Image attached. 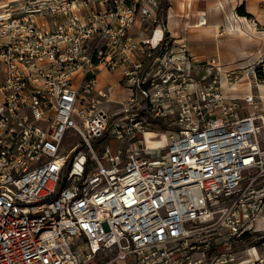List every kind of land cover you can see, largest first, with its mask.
<instances>
[{
  "label": "built area",
  "instance_id": "1",
  "mask_svg": "<svg viewBox=\"0 0 264 264\" xmlns=\"http://www.w3.org/2000/svg\"><path fill=\"white\" fill-rule=\"evenodd\" d=\"M162 1L0 4V264L264 261V114H240L264 96L225 95ZM251 72L264 82V59Z\"/></svg>",
  "mask_w": 264,
  "mask_h": 264
},
{
  "label": "rangeland",
  "instance_id": "2",
  "mask_svg": "<svg viewBox=\"0 0 264 264\" xmlns=\"http://www.w3.org/2000/svg\"><path fill=\"white\" fill-rule=\"evenodd\" d=\"M9 0H0V4L8 3ZM196 0H189L186 2L185 11H181L179 8V0H171L169 2L165 1V7H164V13H163V20H159L160 23L165 24L167 35H173L177 34L174 38L177 40L180 39H186L188 50L190 53L194 54V57L196 60L200 61L202 65H205L206 62H211V60L214 61V65H217L221 70L224 72H235L237 74V80L234 82V86H236L235 89L229 90L227 93L224 94L230 97H237L242 96L246 93H251L256 97V100H259V97L264 96V82L262 81L263 76L261 75L259 78L258 73L254 77L252 74V67H254V64H256V58L264 59V31L262 30L264 25L258 24L256 22V26L252 24L247 17L240 16L236 11L238 8L237 4L239 0H202L201 2L206 3V8L214 7L207 11V21H212L216 19L221 20H227V21H236L237 16L240 18H244L246 22L244 23H238L241 24V29L244 33V35H235L236 33H233V31L230 29L229 31H226L225 36L223 35L220 37V31L217 28L215 30L206 31L204 28H193L190 27L188 29H184L183 25L181 28V21H185V23L191 20L189 25H193L194 23L198 24L197 18H196V10L193 4ZM223 4L224 10L225 5H228V10H224L221 12V14L216 15L215 18L216 9L215 6L217 3ZM248 5H251L252 3L254 5H260L258 9H262L264 5V0H247ZM251 3V4H250ZM12 5H17V3H13ZM193 7H192V6ZM215 5V6H214ZM191 7V8H190ZM168 15H166L167 10ZM172 9V10H171ZM193 11V13L190 12V10ZM197 9H204L202 5L197 6ZM264 9V8H263ZM183 10V9H182ZM195 11V12H194ZM173 13V18H172ZM178 13V14H177ZM176 14L178 16H176ZM262 15H264V12H261ZM191 18V19H190ZM173 21L178 22L179 25H174ZM190 19V20H189ZM254 19V18H253ZM210 23V22H209ZM222 23V22H220ZM234 23V22H233ZM248 23L251 25V27L246 29L245 24ZM258 24V25H257ZM230 25L228 24V27ZM152 27L148 24H143L140 29L138 30L137 26H133L131 31L135 34L134 37H137L138 39H144L148 38L150 35ZM224 30V28H222ZM182 32V34H181ZM189 32V33H188ZM224 32V31H223ZM187 33L189 36H187ZM181 36H178L180 35ZM189 42H188V40ZM243 47L244 50L247 51H257L260 52L258 54H253L252 56L246 55L244 57L235 58L236 54L234 53V50L238 47ZM221 49V50H220ZM198 54H204V56H199ZM207 56V57H205ZM250 56V57H249ZM223 66V67H222ZM213 72V71H212ZM109 76V75H107ZM113 80L116 79L113 75H111ZM105 77H103L104 79ZM109 79V78H105ZM223 87H226V83L222 82ZM258 85H262L260 88ZM127 97V92L124 90H118L117 93H115L111 98L113 101L111 103H108L106 105L107 111L109 113L116 112L120 105L117 103V101H124ZM261 110H256L252 107H246L242 109L240 112L241 115L244 114H251L255 113L257 114L262 113L264 114V104L261 106ZM67 136H71L73 139H77L76 135L73 133L68 134ZM110 146L112 149V153L114 154L116 151V143L110 142ZM70 149V145L66 146V151ZM73 153L69 154V160L71 159ZM214 254H208V258L210 259Z\"/></svg>",
  "mask_w": 264,
  "mask_h": 264
},
{
  "label": "crops",
  "instance_id": "3",
  "mask_svg": "<svg viewBox=\"0 0 264 264\" xmlns=\"http://www.w3.org/2000/svg\"><path fill=\"white\" fill-rule=\"evenodd\" d=\"M171 1V0H170ZM175 1H177V0H175ZM202 0H196L195 1V3L193 4V6H196L195 7V9L194 10H196V18H197V20H199V15H198V13L199 12H206L207 13V11L208 10H210V9H212V8H214L213 6L212 7H210V8H206L205 6H206V3L205 2H201ZM234 1V0H233ZM11 2V1H10ZM251 4V3H250ZM199 5H202L203 7H204V9H197V6H199ZM240 5H244V11H245V13L246 14H248V16H247V18H254V20L256 21V22H258V24H261V25H264V15H262L261 14V12H264V5H263V8L261 9H258L259 7H260V5H254L253 3L251 4V5H248V3H247V0H239V2H238V4H237V7H239ZM192 6V5H191ZM192 6V7H193ZM215 6V5H214ZM216 7V6H215ZM191 8V7H190ZM216 9V8H215ZM237 9V8H236ZM172 10V9H171ZM190 10V9H189ZM225 10H228V5L226 4L225 5ZM225 10H224V12H225ZM185 11V10H184ZM216 11H218V12H216V14H215V18L217 17L216 15H219V14H221V12L222 11H219V9H216ZM190 12L191 13H193V11H191L190 10ZM195 12V11H194ZM178 14V13H177ZM176 14V16H178ZM172 18H173V13H172ZM211 16V15H210ZM210 16H207V14H206V17H205V20H206V24L204 25V26H201V27H203L204 28V30H208V31H211V30H215V28H217L218 27V29H219V31H220V37H222L223 35L225 36L227 33H226V31H229L230 29L233 31V33H236L235 35H244V33H243V31H242V29H241V24L240 25H238V27H235V24H236V22L237 21H233V22H231V21H227V20H221V19H216V20H213L212 19V21H207V17H210ZM242 17H244V16H242ZM191 19V18H190ZM189 19V20H190ZM172 22H173V24L174 25H179V23L178 22H175V21H173V19H172ZM190 22H191V20L190 21H188V23L186 22L185 23V21L183 20V21H181V28H182V25H183V28L184 29H188V28H190V27H193V28H201V27H199V26H196L197 25V23H194L193 25H189L190 24ZM220 22H222V23H220ZM240 23H244V22H240ZM228 24L230 25L229 27H228ZM257 24V25H258ZM245 26H246V29L248 28H250L251 27V25H247V24H245ZM222 28H224V30H222ZM235 28V29H234ZM241 30V31H240ZM224 31V32H223ZM189 33V32H188ZM188 33H187V36H189L188 35ZM181 34H182V32H181ZM181 34L180 35H178V36H181ZM175 34H173L172 36L173 37H175L174 36ZM228 35V34H227ZM188 40V39H187ZM188 42H189V40H188ZM221 50V49H220ZM260 51L259 50H257V51H247V50H244L243 49V47H238V48H236L235 50H234V53L236 54V56H235V58L237 57V58H239V57H244V56H246V55H250V56H252L253 54H258ZM193 56H194V54L193 53H191ZM199 56H204V54H198ZM249 56V57H250ZM205 57H207V56H205ZM102 77H105V78H112V76H107V74H104V75H102ZM263 256H264V254H263ZM261 264H264V261L261 263Z\"/></svg>",
  "mask_w": 264,
  "mask_h": 264
},
{
  "label": "bare ground",
  "instance_id": "4",
  "mask_svg": "<svg viewBox=\"0 0 264 264\" xmlns=\"http://www.w3.org/2000/svg\"><path fill=\"white\" fill-rule=\"evenodd\" d=\"M15 1H17V0H13V2H15ZM188 1L189 0H179L178 5H179V8L181 9V11H184L185 10L186 2H188ZM198 15L200 17H199L198 24L196 26H199V27L204 26L206 24V20H205L206 12H199ZM236 21L237 22L235 24V27H238V25H239L238 23H240V22H246V20L244 18H237ZM246 24L248 25V23H246ZM159 34H160V30L158 29L157 32H156V34H155L154 40H156L158 38ZM221 75H222V82H225L226 83V81L224 79L225 73H224L223 70H221ZM258 86L260 88L262 87V85H258ZM235 88H236V86H234V87L227 86V83H226V87L225 88L223 87V89H226L228 91L229 90H233ZM232 98H235V97H232ZM145 140H146V143H147L148 147L154 148L156 146L159 147V146L164 145V143L166 142V136L164 134H162L161 136H158V135H155L152 132H147L146 135H145Z\"/></svg>",
  "mask_w": 264,
  "mask_h": 264
},
{
  "label": "trees",
  "instance_id": "5",
  "mask_svg": "<svg viewBox=\"0 0 264 264\" xmlns=\"http://www.w3.org/2000/svg\"><path fill=\"white\" fill-rule=\"evenodd\" d=\"M165 0L162 1L161 3V6L160 8L158 9L157 11V16H158V19L161 21L163 20V13H164V7H165ZM237 13L240 15V16H245L247 17L248 14L245 13L244 11V5H240L238 8H237ZM158 128L160 129H165V125L164 124H159L157 125Z\"/></svg>",
  "mask_w": 264,
  "mask_h": 264
}]
</instances>
